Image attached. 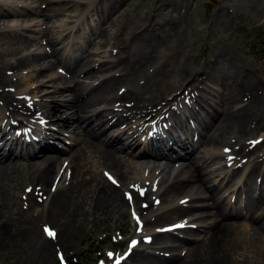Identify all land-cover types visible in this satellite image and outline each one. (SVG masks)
<instances>
[{
  "label": "bare ground",
  "instance_id": "1",
  "mask_svg": "<svg viewBox=\"0 0 264 264\" xmlns=\"http://www.w3.org/2000/svg\"><path fill=\"white\" fill-rule=\"evenodd\" d=\"M125 1L0 0V16L9 22L8 31L0 27V36L19 34L25 37V47L30 41L40 39V35L47 38L48 44L60 43L63 33L57 32L56 22L50 27L37 19L61 14L65 18L57 23H63L67 17L77 20L69 35L71 41H63L60 48L43 50L44 43L37 52L11 64H0V123L8 126L15 116H24L28 122L35 118L46 119L67 128L73 116L79 114L84 125L70 141L62 143L63 146L52 145L49 135L39 141L23 142L22 147L14 143L8 146L0 141V257L8 258L21 246H34L42 260L48 262L54 241L59 237L70 242L90 231H110L109 227H100V222L125 217L126 208H129L135 224V238L145 228L147 232L160 228L152 242L158 244L157 251L139 254L134 264H247L249 257H235L239 250L251 251L264 264V125L261 124L264 121V89L261 90V86L258 89L260 81L250 74L247 76L249 68L238 62L227 70L220 68L222 63L234 58L228 50L219 51L203 68L182 61L185 43L196 29L192 22L195 10L188 8L179 12L174 7L172 12L179 15L168 20L159 21L152 16L148 24L136 27L125 40L113 38L110 42L109 32H105V39L95 44V53L101 52L108 58L94 64L97 60L90 58L91 54L85 55L84 46L101 32V28L90 32L94 26L89 22L96 18L103 25L121 9L120 16H130L133 8L131 4L123 7ZM240 4L249 5L256 16L264 18V0L222 2L220 10L229 13ZM167 7L159 5L158 10L153 8L149 13L155 14ZM64 12L72 14L66 16ZM25 14L34 18L19 23ZM179 25L180 39L165 52L163 43ZM108 45L117 51H101ZM18 51V48L0 50V59ZM44 56H53L65 63L66 71L73 77L87 73L86 78L94 80L66 84V75L58 78L46 75L53 82L55 98L70 93V97L51 99L47 84L39 77L44 75L43 71L51 69L54 62L40 64L38 69H31L27 64ZM17 70L23 74L18 82L9 78ZM113 70L119 72L103 79H100L102 75L96 76V72L106 71L104 74H107ZM169 74H176L178 80H169ZM9 85L11 87H7ZM125 109L131 111L129 116L124 113ZM62 110L65 114L59 115ZM135 116L144 117V125L153 119L159 120L163 141L157 144L152 140L151 127L139 138L132 136L124 140L120 135L104 136L112 128L121 133L125 130L135 132L127 124V120ZM98 117L100 122L93 125ZM26 121L22 124H27ZM222 128L238 135L235 143L241 150L236 153L239 160L234 163L237 166L229 165L231 153L224 152L230 147L229 141L218 148L220 141L225 140L221 134L216 136ZM185 129L188 136L184 135ZM255 132L259 134L254 138L251 135ZM75 144L79 147L73 148ZM89 157L105 166L108 175L114 172L121 176L125 184L122 186L127 188L131 199L122 186L103 180L94 184L95 176L86 178L83 168L89 163ZM196 162L204 168L201 174H195L193 164ZM23 164L28 168L27 174L21 172L18 176L24 182L17 180L18 176L10 177L14 169ZM242 166L248 173L241 169ZM93 167L95 164L89 169ZM204 173L205 179L199 184V175ZM217 180L218 190L229 182L227 189L243 202L237 198L236 207H225V199L216 190ZM22 183L27 185L20 196L17 192ZM37 195L40 202L45 198L43 203L35 201ZM204 202L206 204L202 205ZM88 203L91 210H85ZM32 207L37 214L30 211ZM209 207L212 209L207 210ZM258 210L261 213L256 215ZM89 215L94 216L92 225L85 222ZM186 216H191V225L186 231L192 236L179 234L181 230L163 231L164 221L178 217L183 220ZM43 219L49 224L42 225L41 232L38 223ZM243 220H247L246 224ZM46 228L55 233V238L49 236ZM202 233L204 237L201 238ZM167 235L175 238V246L160 244ZM180 247L188 248L184 254L174 253L175 248ZM139 251L142 250L134 249L121 264L132 260ZM108 260L106 257L105 261Z\"/></svg>",
  "mask_w": 264,
  "mask_h": 264
},
{
  "label": "rangeland",
  "instance_id": "2",
  "mask_svg": "<svg viewBox=\"0 0 264 264\" xmlns=\"http://www.w3.org/2000/svg\"><path fill=\"white\" fill-rule=\"evenodd\" d=\"M33 1V0H32ZM222 2L230 3L231 0H126L125 4H123V7L127 4H131L133 11L130 16L121 15L123 12V9H121L119 12H116L115 14L111 15V19L107 21V23L101 25V22L99 19H92L90 20L89 24L94 26V28H90L89 31L92 32L93 29H96L101 32L97 33L92 37V40H89L86 42L84 46V50L86 51L85 55L91 54L90 58H94L97 60L94 64H98L100 62H104L107 60L106 54H103L101 52H96V46L100 40L105 39V32H109L108 39L110 42H113V38H119L121 40H125L130 37L132 32L136 29V27L144 24H148L149 19L155 18V20L163 21L168 20L171 17H176L179 15L178 12H172L173 8L179 10V12L183 11L184 9L188 8L190 11L195 10L194 17L192 19V22L195 26V32L190 36L189 40L186 41L185 46L183 48V54H182V61L187 62L191 66H195L198 68H203L207 66L210 60H214L216 54L219 51L222 50H228L230 51L234 58L229 60L228 62L222 63L220 65V68H223V70H227L231 67L232 64L235 62H238L240 66H247L249 70L246 72L247 76L248 74L251 75V77L258 79L260 81V84L258 85V89L261 86V90L264 89V18L260 16H256L255 13H253L250 10V6L246 4H240L236 10L234 11L229 10V13H226L224 11H221L220 8L222 6ZM107 3V2H105ZM33 5V4H31ZM159 5H167L168 7L165 9H162L161 11H156L155 14L153 12L150 14V9H157ZM66 16H70V12H64ZM153 14V15H152ZM108 17V15H106ZM34 16L32 15H23L20 18L19 23H22L24 21L32 20ZM61 18H65V16L54 15L50 19H44L40 18L37 20H40L41 24L47 23L48 26H52L54 22H56V30L57 32L60 30L62 34V38L60 40V43L58 44H48L47 38L40 35V39L37 41H30L28 44V47H25L23 45L25 37H22L21 35L15 33L8 37L7 35L0 36V50L8 51V49L18 48L19 51L16 54L6 56L5 58L0 59V64H11L15 62L17 59L28 56L27 54L32 52H37V49L45 43V46L43 47V50H53L60 48L63 46V41H71V37H69L73 25L77 23L76 19L66 18L64 19L63 23H57ZM8 19L0 16V27L2 29H5L6 31L9 30L7 26L9 25V22L7 23ZM48 21V22H45ZM68 23V24H66ZM43 24V25H44ZM42 25V27H44ZM61 28H59V26ZM24 34H28V32H24ZM101 34V35H98ZM116 34H118L117 37ZM169 39L167 42H164L162 45V48L165 50V52L170 51V47L175 46L177 44V39H180L181 36V25L177 26L174 31H171L169 35ZM24 48V49H23ZM109 50V51H117V49H112L109 45L106 48H102L103 50ZM78 53H75V55ZM97 54V55H96ZM45 62H54L51 69L43 71L42 76L39 77L41 81H43L45 84H47L49 93V98L56 99L59 98H65L66 96L70 97V93L66 92V95L63 97L57 96L56 98L53 96L52 91L53 88L51 87L53 82H51L49 77H45L46 75L52 74L53 76L62 77L64 75L67 76L66 84H74L75 82H84L89 83L90 81L94 80L91 78H86L87 73L83 74L80 77H73L72 74L66 71L67 66L63 62H59L56 57L53 56H44L41 57L38 61L31 60L27 64L31 69H38L40 64H43ZM38 67V68H37ZM46 72V73H44ZM119 71L113 70L111 72L106 71L102 72H96V76L102 75L100 79H103L104 77L108 75H113L118 73ZM171 74V73H170ZM168 75L172 81H177L178 76L176 74H173L170 76ZM22 72L20 71H14L9 75V78H14L15 81L18 82V80H22ZM99 81V79H98ZM7 87H11L10 85ZM13 87V86H12ZM51 95V96H50ZM29 104V103H27ZM94 108H91L92 110ZM210 111H213V109H210ZM7 113H10V110H7ZM61 115V114H59ZM79 115V114H78ZM78 115L73 116L72 124H70V127L68 129L69 131V137H73L74 133H79L82 130V120L78 118ZM16 119H12L13 121H18V116H15ZM52 118V117H51ZM100 122L99 117L97 120L93 121V125H97ZM261 124L264 125V121L261 122ZM56 127H58V130H50L51 131V140L52 145H59L63 146V143L65 141H70L69 137L65 135L66 129L62 128V126L59 124H56ZM264 128V127H263ZM120 133V134H119ZM125 133V134H124ZM218 134L222 135V138L225 139L221 142V145L218 147L219 149L222 147V145H225L226 143L232 142L236 145L237 150H241V146L239 144L235 143V140L238 138V135L231 134L227 131L226 128H222L218 131L216 136ZM258 133H254L251 136L256 137ZM120 135L124 140L128 139L129 133L127 132H120L117 130V128H112L108 130L105 133V137H115ZM57 137V139L52 138ZM244 139L243 137L241 138ZM57 140V141H56ZM61 140V141H60ZM73 148L79 147V145L75 144L72 146ZM178 148V147H177ZM264 150V146L262 147ZM179 149V148H178ZM202 148L200 147L198 151H200ZM261 151L260 149L258 152ZM48 154V153H47ZM70 160V158H69ZM62 160L59 161V164H62ZM68 161V160H66ZM89 163H86V166L83 168V171L85 172V176L88 179H91L92 177H96V180H94V184H96L99 180H103L106 183H109V181L106 179L104 175V171L106 168L105 166L100 165V163L97 162V160H91V158H88ZM94 162V163H93ZM187 162V161H186ZM250 163V162H249ZM91 164H95V167L93 169H89ZM186 164V163H185ZM251 165V164H249ZM236 166V165H235ZM65 168V165L62 167V169ZM264 168V167H263ZM193 169L195 170V174H201L202 170L204 169L201 165H199L197 162L193 164ZM95 170V171H93ZM28 168L25 164L22 166L19 165L14 169V173L10 177L18 176L21 172H24V174H27ZM31 171V170H30ZM29 171V172H30ZM205 173L203 175H199L201 184L202 180L205 179ZM80 177H78L79 179ZM121 182L124 184V180H122V177L119 176ZM77 179V180H78ZM17 180L20 182H24V179L21 176L17 177ZM72 181L69 180V183ZM215 181L216 190H218V186L220 185ZM229 182L224 183V187L222 189L219 188L217 193L219 195H222V198L225 199L224 205L225 207L231 208L236 207L235 201L239 200L240 203H242L241 197H239L237 194H234L232 196L231 191L227 189L229 186ZM27 183H22L20 187V191L17 192V195H22L23 191H25V186ZM125 185V184H124ZM122 186L121 189L127 191V188L125 186ZM22 189V191H21ZM179 192V191H176ZM41 195V194H40ZM123 195V194H122ZM171 195H174V193H171ZM39 195H37V199L35 201H38L40 203ZM30 202V201H29ZM43 203V202H42ZM206 204L205 202L202 203V205ZM46 206V203L44 204ZM88 203L85 206V210L90 209ZM264 205V201H263ZM48 206V204H47ZM212 209L211 207L207 208V210ZM32 213L37 214V210H33V207L30 210ZM200 212V209L197 210ZM126 216L121 217L118 220L115 219H109L107 221L102 220L100 222V227H109L110 231L107 232H93L90 231L87 234H82L77 236L76 238L71 239L70 242L68 240L62 239L59 237V239H54V247L53 250L49 253L50 257L48 262H44L41 257V253L39 252L37 247L34 246H21L18 247L14 254L10 255L8 258L2 256L0 257V264H60V261H65L68 264H108L113 259L109 257L110 251H115L117 253H121L122 251H125V249L129 246L130 240L132 236L134 235V222L132 221V218L129 214V208H126ZM256 215L260 214V210L256 211ZM94 216L89 215L86 217L85 222L90 223V225L93 224ZM178 218H172L164 221L162 225L165 223H170L173 220H177ZM247 220H243V223L246 224ZM201 222L196 223L199 225ZM49 224L47 220H40L38 223L39 229L41 228L42 232V225ZM40 225V226H39ZM53 226V225H52ZM55 227V226H54ZM57 228V227H56ZM59 230V228H57ZM251 233V231H249ZM183 236H192V233L189 231H184L180 233ZM43 235V234H42ZM46 235V234H45ZM47 236V235H46ZM48 237V236H47ZM200 237H204V233L200 235ZM155 242V240H154ZM160 244L165 245H174L177 244L175 241V238L173 236L167 235L165 238H162L160 241ZM158 244L151 243L150 245L143 246L140 250L141 252H137L132 257V260L130 259L126 264H134L136 263V259L138 260L139 254H145L147 252H153L157 251ZM188 247H180L175 248L174 253H181L184 254L186 252ZM182 251V252H181ZM109 258L108 261H105V258ZM237 259H242L244 257H249L247 264H261V261L254 257V255L251 253V251L247 250H239L237 251V254L235 256ZM136 261V262H135Z\"/></svg>",
  "mask_w": 264,
  "mask_h": 264
},
{
  "label": "snow or ice",
  "instance_id": "3",
  "mask_svg": "<svg viewBox=\"0 0 264 264\" xmlns=\"http://www.w3.org/2000/svg\"><path fill=\"white\" fill-rule=\"evenodd\" d=\"M129 199H131V197H129ZM175 227H184V225L183 224H180V225H176ZM46 230V232L50 235V236H52V237H54L55 236V233L54 232H52L51 230H49V229H45ZM135 243V242H134ZM111 255V254H110ZM117 264H119V262H117Z\"/></svg>",
  "mask_w": 264,
  "mask_h": 264
}]
</instances>
